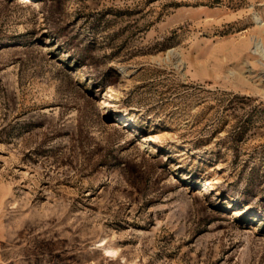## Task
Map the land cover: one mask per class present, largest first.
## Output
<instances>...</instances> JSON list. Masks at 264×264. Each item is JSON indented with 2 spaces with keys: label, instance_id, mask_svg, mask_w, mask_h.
Listing matches in <instances>:
<instances>
[{
  "label": "rangeland",
  "instance_id": "rangeland-1",
  "mask_svg": "<svg viewBox=\"0 0 264 264\" xmlns=\"http://www.w3.org/2000/svg\"><path fill=\"white\" fill-rule=\"evenodd\" d=\"M256 39L264 0H0V264H264Z\"/></svg>",
  "mask_w": 264,
  "mask_h": 264
},
{
  "label": "bare ground",
  "instance_id": "bare-ground-1",
  "mask_svg": "<svg viewBox=\"0 0 264 264\" xmlns=\"http://www.w3.org/2000/svg\"><path fill=\"white\" fill-rule=\"evenodd\" d=\"M254 46H255V50H256V51L259 50L260 52H261V51L264 52L262 41L259 42V40L256 39L255 42H254ZM122 71H123V70H122ZM144 136H146V135H144ZM153 138H155V137L152 136V135H148V137H145V139H151V140H152Z\"/></svg>",
  "mask_w": 264,
  "mask_h": 264
}]
</instances>
